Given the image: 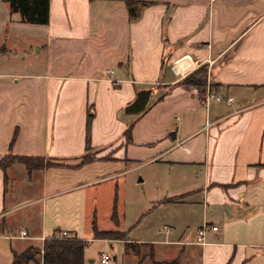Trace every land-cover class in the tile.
I'll use <instances>...</instances> for the list:
<instances>
[{
	"label": "crops",
	"instance_id": "crops-1",
	"mask_svg": "<svg viewBox=\"0 0 264 264\" xmlns=\"http://www.w3.org/2000/svg\"><path fill=\"white\" fill-rule=\"evenodd\" d=\"M137 1L49 0L40 23L0 0V160L53 164L0 166V264L31 247L26 264H45L64 230L87 241L83 264L93 238L120 264H264V0ZM201 65L204 92L181 83ZM141 88H154L146 108L127 113ZM132 161L153 168L140 222L158 211L164 233L126 226ZM204 222L218 229L201 242Z\"/></svg>",
	"mask_w": 264,
	"mask_h": 264
},
{
	"label": "trees",
	"instance_id": "trees-1",
	"mask_svg": "<svg viewBox=\"0 0 264 264\" xmlns=\"http://www.w3.org/2000/svg\"><path fill=\"white\" fill-rule=\"evenodd\" d=\"M9 3L13 11H20L23 20L29 22L47 23L49 21V0H5ZM131 11H134V6L140 1L126 0ZM181 83L189 84L191 86L199 87L207 84V67L201 65L193 72L185 76ZM93 115H89L87 125V145L86 152L83 155L82 163L94 159V150L91 145L90 130L91 119ZM132 124L128 126L125 131L127 141L132 139ZM21 160L29 167L43 166L42 162H34L35 159L43 160V157H28L25 155H11L9 159L0 160V166H6L13 160ZM49 165H53L51 162ZM101 235L106 237H120L122 232L105 231L100 232ZM87 241L79 237H50L45 242V264H83L84 261V247ZM39 247H31L21 254H15L13 264H26L29 260L33 259L36 254L40 252Z\"/></svg>",
	"mask_w": 264,
	"mask_h": 264
},
{
	"label": "rangeland",
	"instance_id": "rangeland-1",
	"mask_svg": "<svg viewBox=\"0 0 264 264\" xmlns=\"http://www.w3.org/2000/svg\"><path fill=\"white\" fill-rule=\"evenodd\" d=\"M206 85L199 86V92H204L206 90ZM11 155H7L4 160L10 158ZM34 162H42L41 164L49 163V160L43 158V160L35 159ZM128 166H132L127 172L124 173L123 177L119 178V186L124 192V198L127 199L126 206H125V217H126V226H134L135 228L131 235L133 236H140L141 230L144 227L148 226V222L153 224H159V230L164 233L162 230L163 220L158 217V211H154L151 213L146 214V218L142 222L141 218L144 216V212L148 207L147 205L141 203L138 199L139 194L142 193L144 187H147L150 184V178L146 182L140 181V178L143 174H149L152 171V166L146 165L141 161H132ZM121 195V194H120ZM122 199H120L121 201ZM161 226V228H160ZM188 232L193 235L197 233L195 227H191L188 229ZM117 245L112 247L109 243L103 241L102 239H90L89 244L86 247V253L88 257L87 264H100V255L102 252H108L112 256L113 263H116L114 256L118 254L117 262L121 263V257L118 253ZM94 259V261H90V259ZM90 261V262H89Z\"/></svg>",
	"mask_w": 264,
	"mask_h": 264
},
{
	"label": "built area",
	"instance_id": "built-area-1",
	"mask_svg": "<svg viewBox=\"0 0 264 264\" xmlns=\"http://www.w3.org/2000/svg\"><path fill=\"white\" fill-rule=\"evenodd\" d=\"M111 72H113V69L111 70ZM212 97H214L218 100L223 99L222 96H220L218 94H214V93L207 94L206 99L209 100ZM232 100H233L232 96L227 97L228 102H231ZM208 229L216 230V229H218V225H214V224L211 225L208 222H204L198 231V240L199 241L204 242L205 234H206V231ZM26 234H27L26 230L21 231V235H26ZM65 236H67L66 230L62 231V233L59 235V237H65ZM111 259H112V256L108 252H102V254L100 255V264H109Z\"/></svg>",
	"mask_w": 264,
	"mask_h": 264
},
{
	"label": "water",
	"instance_id": "water-1",
	"mask_svg": "<svg viewBox=\"0 0 264 264\" xmlns=\"http://www.w3.org/2000/svg\"><path fill=\"white\" fill-rule=\"evenodd\" d=\"M154 88H141L137 92L136 98L125 106L127 113H139L143 111L152 95ZM172 136L175 137V132H172Z\"/></svg>",
	"mask_w": 264,
	"mask_h": 264
}]
</instances>
